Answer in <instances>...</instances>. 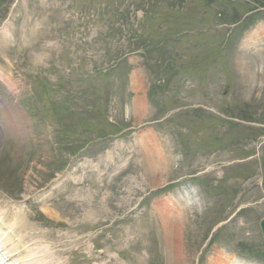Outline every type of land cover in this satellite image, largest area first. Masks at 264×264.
I'll use <instances>...</instances> for the list:
<instances>
[{"label":"rangeland","instance_id":"rangeland-1","mask_svg":"<svg viewBox=\"0 0 264 264\" xmlns=\"http://www.w3.org/2000/svg\"><path fill=\"white\" fill-rule=\"evenodd\" d=\"M254 1L0 0V28L13 18L0 34V90L54 100H42L12 144L0 146V190L11 207L50 194L24 216L40 234L41 263L264 264V10L253 13L264 0ZM31 18L43 35L17 37ZM109 18L118 36L105 52ZM165 31L177 32L163 39ZM125 50L135 70L128 86L124 70L100 74ZM76 76V103L96 91L110 124L67 112ZM56 81L64 95L52 91ZM124 123L130 128L114 133ZM103 132L109 137L77 150Z\"/></svg>","mask_w":264,"mask_h":264},{"label":"bare ground","instance_id":"bare-ground-1","mask_svg":"<svg viewBox=\"0 0 264 264\" xmlns=\"http://www.w3.org/2000/svg\"><path fill=\"white\" fill-rule=\"evenodd\" d=\"M34 237H35V236H34ZM34 237H32V238H34ZM0 248H1V247H0ZM0 250H1V249H0ZM30 251H31L34 255L36 254V250L31 249ZM0 256H2V255H1V251H0ZM0 264H5L4 259L1 258V257H0ZM224 264H236V263L233 262V261H231L230 263L225 262Z\"/></svg>","mask_w":264,"mask_h":264},{"label":"water","instance_id":"water-1","mask_svg":"<svg viewBox=\"0 0 264 264\" xmlns=\"http://www.w3.org/2000/svg\"><path fill=\"white\" fill-rule=\"evenodd\" d=\"M262 229H263V232H264V222L262 223Z\"/></svg>","mask_w":264,"mask_h":264}]
</instances>
